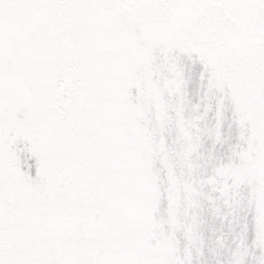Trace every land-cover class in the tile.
<instances>
[{
    "label": "snow or ice",
    "instance_id": "6c2138e0",
    "mask_svg": "<svg viewBox=\"0 0 264 264\" xmlns=\"http://www.w3.org/2000/svg\"><path fill=\"white\" fill-rule=\"evenodd\" d=\"M0 264H264V0H0Z\"/></svg>",
    "mask_w": 264,
    "mask_h": 264
}]
</instances>
